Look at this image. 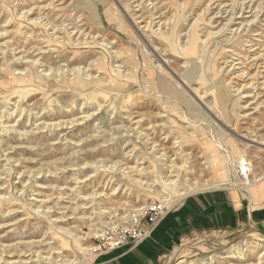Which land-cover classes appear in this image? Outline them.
<instances>
[{
	"label": "rangeland",
	"instance_id": "1",
	"mask_svg": "<svg viewBox=\"0 0 264 264\" xmlns=\"http://www.w3.org/2000/svg\"><path fill=\"white\" fill-rule=\"evenodd\" d=\"M141 1L0 0V264H91L96 233L131 211L159 200L175 208L191 193L235 188L210 165L221 153L212 134L226 145L236 140L246 151L253 185L243 193H256L264 182L256 183L264 176V148L239 135H264V94L255 87L264 81V0H144L176 17V34L147 40L138 27L151 18L148 9L139 11ZM212 1L224 2L217 11L243 4L251 9H245L244 23L229 25L218 17L211 27L193 25ZM140 14L146 21L137 24ZM223 25L221 35L200 43ZM189 29L190 43L182 48ZM148 41L164 51L176 75L152 55ZM191 55L197 68L208 69L205 77L184 78ZM242 70L250 75L239 77ZM252 75L260 76L258 83L245 89ZM181 80L207 91L203 103ZM222 81L225 95L217 86ZM155 89L167 97L159 98ZM247 90L250 98L244 97ZM151 142L171 155V171L152 156ZM132 166L144 167L134 176L151 185L124 175L122 168ZM249 166L237 162L235 168ZM254 231L264 240V227L254 224L198 233L169 251L162 264H201L214 255V264H225L219 257L233 244L246 253L243 261L234 259L237 264H264ZM194 246L214 250L173 258L175 250Z\"/></svg>",
	"mask_w": 264,
	"mask_h": 264
},
{
	"label": "bare ground",
	"instance_id": "2",
	"mask_svg": "<svg viewBox=\"0 0 264 264\" xmlns=\"http://www.w3.org/2000/svg\"><path fill=\"white\" fill-rule=\"evenodd\" d=\"M120 3V6H121V1H119ZM136 3V2H135ZM224 2H219L216 4L215 1H212L210 2L211 4V7L209 8V11H208V8L205 7L204 9H202L201 13H199L197 15V17L195 18L194 22H193V25L195 23L199 24V26H202L204 25L206 28L208 26H210V24H213L214 22V19L218 18V17H226L227 18V21L229 23V25L231 24H234L235 22H239V23H244V20L245 19V16H244V11L245 9L247 8L248 10L251 9V5H245L243 4L241 7H229L227 11H223L222 8L219 9L218 11L217 10H214V9H218L219 6H222ZM123 4V3H122ZM147 3L142 0L139 4H138V7H140V10L139 11H142V8H145V9H148V17L151 18V21L149 22H146L145 25H142V26H139L138 29H140V34L142 36H144V38H148L150 39V37L152 36H155V35H158L159 37L161 38H165L167 39L168 37H171L172 35L176 34V28L175 26L173 27L174 25V22H175V16L172 15L171 17H167V16H164V12L162 11V8H160L157 4L155 3H152V5L150 4V6H147L146 5ZM226 4V3H225ZM216 5V6H215ZM123 6V5H122ZM212 6H215L214 8H212ZM227 6V5H226ZM251 12V11H249ZM227 13V14H226ZM137 12H135L134 15H136ZM206 14L208 16H210V18H208L206 16ZM214 14V16H212ZM225 15V16H223ZM246 15V14H245ZM166 17V18H165ZM137 19H139L140 21L137 22L142 24L144 23L145 20V17L143 14H140V15H137L136 17ZM135 18V20H136ZM155 18H158V22L154 21ZM258 18V16H257ZM40 19V18H39ZM43 19V18H42ZM178 19V18H177ZM44 20V19H43ZM241 20V21H240ZM41 21V20H40ZM40 21H33L32 20V23L33 24H39V25H43V26H48L49 23H42ZM9 22V21H8ZM156 23V24H155ZM177 23V22H176ZM227 24V23H226ZM225 24V25H226ZM237 24V23H236ZM157 26L156 29H154V26ZM178 25V24H176ZM221 27L218 31H214V32H208L206 33V36H205V40H200V43L202 44L203 42H206L207 39L209 38V36L211 34L213 35H216V36H219L221 35V32L224 31V26ZM53 27V26H52ZM192 27V26H191ZM197 27V26H196ZM195 27V28H196ZM211 27V26H210ZM47 28H50L47 27ZM6 29V28H5ZM52 29V28H51ZM207 30V29H206ZM139 31V30H138ZM69 34V33H68ZM185 37H187L184 41H183V45H182V48H187L188 45H189V41H190V36H191V30L189 29L185 34H183ZM69 36V35H68ZM56 37V36H55ZM59 37V35H58ZM80 37V36H79ZM78 37V38H79ZM184 37V38H185ZM2 38V35H0V40ZM57 38V37H56ZM3 39V38H2ZM147 40V39H146ZM246 41V40H245ZM148 43L150 44V47H152L151 51L154 53L152 55H156L158 57H160L161 61L163 62V65L174 75H176L175 73V70H173L172 68H170L167 64H169L170 60L165 56V53L163 50L159 49L157 46H154L153 45V42H149ZM104 44V42H103ZM2 45V44H1ZM203 48V47H202ZM150 49V48H149ZM181 50V49H180ZM206 50V49H205ZM180 52V51H179ZM200 55L202 54V52L199 53ZM180 55H182V53H180ZM145 56V55H144ZM116 57V56H115ZM113 58V57H112ZM190 62L187 60L185 62V64H187V68L188 70L183 74L184 78H186V80H193L194 78H197V79H200V76L201 74L203 75L204 73L207 75V68L202 66L199 68H197V59H193V56L191 55L189 58ZM119 60V59H118ZM196 60V61H195ZM118 62V61H117ZM121 62V61H120ZM228 62L229 60H225L223 62V64L225 65H228ZM255 62V61H254ZM229 66H233V68H235V65H229ZM163 66L160 67L161 70L163 69H166L165 67L162 68ZM220 67V66H219ZM207 69V70H206ZM184 72V71H183ZM153 73V72H152ZM205 74L203 75L205 77ZM258 74V73H257ZM130 75V74H129ZM154 73H153V77H154ZM250 74L247 72V71H243L240 72L238 74L239 77L241 78H247ZM259 75V74H258ZM1 76V75H0ZM96 76V75H95ZM181 76V75H180ZM3 77V76H1ZM178 77V76H177ZM215 77V76H214ZM260 77V76H259ZM259 77H257V75H252L250 76L248 79V81L246 82V84L242 87H244L245 89L247 88H250L252 89L256 83H258V80H259ZM217 78V77H216ZM220 78V77H219ZM262 79H264V76L261 77ZM15 81H20V80H15ZM184 87H186L188 90H190L191 93H193L197 100L198 101H202V98L203 96V93L205 92H202L200 93L199 92V88H193L191 87L187 82L185 83L184 81L181 80V82ZM165 84V83H163ZM225 84L224 81H222V83H219L218 88L220 89L221 91V94L225 95L226 92L224 91L225 90V86L223 87V85ZM20 86V85H18ZM211 86V85H210ZM261 86V87H259ZM258 88V90L260 89V92H258L259 96L264 94V81L260 82L259 84H257V86H255ZM210 88H213L212 86ZM240 88V87H239ZM242 89V88H241ZM159 89H155V94L159 96V98H164V97H167L164 92L162 91H158ZM207 90V89H206ZM240 90V89H238ZM237 90V91H238ZM194 91H197V92H194ZM239 92V91H238ZM207 93V91L205 92ZM239 94V93H238ZM251 95V94H250ZM249 95L248 93V90L245 92V96L244 97H248L250 98L251 96ZM243 96V95H242ZM254 99L257 98L256 95H254L253 97ZM226 102V100H225ZM203 103V101H202ZM251 103V102H250ZM252 103H257V102H252ZM264 101H262L260 104H263ZM260 104H255V111L258 110V107ZM206 106V108L210 109L206 104H204ZM224 105V104H223ZM246 106V105H245ZM248 106V104H247ZM253 113V112H252ZM250 114V113H249ZM179 117L183 118V119H186L188 121V123L190 124H194L197 122L195 118H192L188 115H180L178 114ZM217 117V116H216ZM207 128V127H206ZM135 129V128H134ZM209 129V127H208ZM212 131V130H211ZM233 131V130H232ZM249 131V130H248ZM148 133V132H147ZM212 134V133H211ZM231 134V133H230ZM235 134V133H234ZM141 135H144V134H141ZM146 135V134H145ZM232 135V134H231ZM240 137L242 138L243 141H246V143L248 144H251L250 146L254 147L255 149H261V148H264V135L260 134L258 131H254V132H246V133H243V134H239ZM213 138V141L215 143V146L219 148L220 152L221 153H218V154H215V156L217 157V159H214L213 161L209 160L210 162V165L212 167V169L214 170V172L217 174H220L221 175V178L224 179V180H227V181H230L233 186L237 189H241L245 192H247V188L251 185H253L251 182H250V178H249V175L251 173V170H250V166H249V161L247 159L248 155L246 154V151L245 150H242L239 145L237 144L236 140H229V142H227V145L222 141L223 139H221L219 136L217 135H214L212 134L211 135ZM225 140V139H224ZM151 145V153H153V157L157 160H160V161H165V165H166V168L168 169V171H171V169L173 168V163H172V159H171V155L168 154V152H166L163 148H159L157 147L158 145L155 144L154 142H151L149 143ZM239 162L241 163L244 168L248 167L249 168L247 170H243L242 172H239L235 167H236V163ZM144 170V167H139V166H132V167H125V168H122V172L125 174H128L129 176L128 177H131L132 180H134L136 183H139V184H142V185H151L149 182L147 181H143L142 177H135L134 175L136 174H141V172ZM219 175V176H220ZM242 176H244V179L242 178ZM241 179H243V181L245 180L244 184L242 183V181H240ZM264 179V176L260 177V178H257L256 180V183L260 180ZM223 180V181H224ZM165 181V180H164ZM167 181V180H166ZM175 181V180H174ZM170 184V182H169ZM100 194V193H99ZM84 205V204H83ZM251 233V232H250ZM252 235H254V238L256 239L257 237V240H260L261 239L259 238V233L258 231H254L251 233ZM245 243V242H244ZM221 245V244H220ZM224 245V244H222ZM246 246H248V243L246 242L245 243ZM259 248H264V240H262L258 245H257ZM195 248L191 251H185V250H175L174 254H173V258H176L177 256L181 255V259H183L184 257H188V255L191 253V252H199L202 250V252L204 250H210V251H213L214 248H211V247H198V246H194ZM83 249H87L86 247H83ZM264 253H262L260 255L263 256ZM43 256V255H42ZM46 257V256H45ZM246 257V253L244 252V249H241L239 245L237 244H233L232 246H230L228 248V250L226 252H224L219 258L221 259V261L225 264H237L236 262H234V259H238L239 261H243ZM259 257V256H258ZM259 257V258H260ZM47 259L49 257H46ZM45 258V259H46ZM217 258V256H212L210 258H207L206 260H204L201 264H214L213 261L214 259ZM183 261V260H182Z\"/></svg>",
	"mask_w": 264,
	"mask_h": 264
},
{
	"label": "crops",
	"instance_id": "3",
	"mask_svg": "<svg viewBox=\"0 0 264 264\" xmlns=\"http://www.w3.org/2000/svg\"><path fill=\"white\" fill-rule=\"evenodd\" d=\"M242 191L220 187L191 193L165 216L150 238L98 253L91 264H162L169 251L198 233L251 224L263 228L264 182L250 196Z\"/></svg>",
	"mask_w": 264,
	"mask_h": 264
},
{
	"label": "built area",
	"instance_id": "4",
	"mask_svg": "<svg viewBox=\"0 0 264 264\" xmlns=\"http://www.w3.org/2000/svg\"><path fill=\"white\" fill-rule=\"evenodd\" d=\"M174 209L165 201H153L147 206L133 210L122 222L111 223L96 233V253L111 251L128 243L138 245L151 237L154 229ZM96 254V255H97Z\"/></svg>",
	"mask_w": 264,
	"mask_h": 264
}]
</instances>
